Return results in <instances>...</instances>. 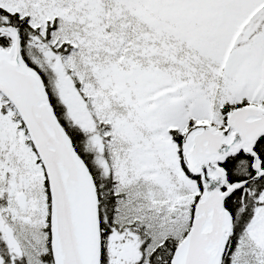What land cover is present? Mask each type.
I'll return each instance as SVG.
<instances>
[{"label": "snow or ice", "instance_id": "snow-or-ice-1", "mask_svg": "<svg viewBox=\"0 0 264 264\" xmlns=\"http://www.w3.org/2000/svg\"><path fill=\"white\" fill-rule=\"evenodd\" d=\"M0 264H264V0H0Z\"/></svg>", "mask_w": 264, "mask_h": 264}]
</instances>
